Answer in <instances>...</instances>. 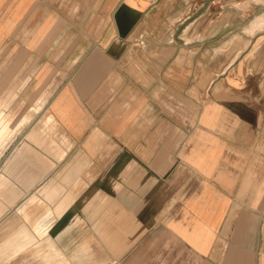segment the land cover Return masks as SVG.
I'll return each instance as SVG.
<instances>
[{
    "label": "crops",
    "instance_id": "obj_1",
    "mask_svg": "<svg viewBox=\"0 0 264 264\" xmlns=\"http://www.w3.org/2000/svg\"><path fill=\"white\" fill-rule=\"evenodd\" d=\"M0 62V264H264V0H0Z\"/></svg>",
    "mask_w": 264,
    "mask_h": 264
},
{
    "label": "bare ground",
    "instance_id": "obj_2",
    "mask_svg": "<svg viewBox=\"0 0 264 264\" xmlns=\"http://www.w3.org/2000/svg\"><path fill=\"white\" fill-rule=\"evenodd\" d=\"M255 24L260 27L261 26L260 20L257 19ZM6 99H7L6 96L0 95V159L3 157L4 158L6 157L7 148H8L10 143L12 144V142H13V140H14L15 136L17 135V132H18V131H12L11 128L7 129L6 126H3L4 120L6 118V116L4 114L5 105H7ZM25 136L26 135H24V139H25ZM19 148H21V147L16 148L12 158L9 159V164L5 168V172H3V173L8 174L9 178H12L11 175H13V174L16 176L15 172H17L16 170L19 169V166L21 163V158H22L21 157V149H19ZM5 160H7V157ZM31 164L32 163H30L29 168L25 171L26 175L22 174L21 176H19L20 178L19 177L17 178L18 182L23 184L25 187H30L32 185L33 181H35L37 179V175H34V176L33 175H30V176L27 175V172L31 171L30 170L32 167ZM14 183H16V182L14 181ZM14 183L11 184V187L14 188V191L12 190V194L8 197V199H5L7 206L13 205L16 202V199L18 198V196L20 195V192L18 191V189H19L18 184L14 185ZM31 202H32V199H30L28 203H31ZM28 203H26L24 206H26ZM17 209H18V207H17Z\"/></svg>",
    "mask_w": 264,
    "mask_h": 264
},
{
    "label": "rangeland",
    "instance_id": "obj_3",
    "mask_svg": "<svg viewBox=\"0 0 264 264\" xmlns=\"http://www.w3.org/2000/svg\"><path fill=\"white\" fill-rule=\"evenodd\" d=\"M13 72V77H14V65L12 64H1L0 62V84L2 83V86L4 88H9V87H15L16 86V80L13 78V79H6V72ZM10 92V95L8 96L9 99H8V103H7V109L9 110L10 113H13L15 115L17 114H21V109L22 108H26L28 105H26L25 103L22 105V101L18 102L15 99L16 95H15V92L13 91V89L11 90H8ZM18 110V111H17ZM31 114V113H30ZM29 123V122H28ZM27 122L21 127V129L17 132V135L15 136L12 144L10 143L8 148H7V151H6V157H7V160L6 157L4 158H1L0 159V176L1 174H3V172H5V168L7 167V165L9 164V159L12 158L16 148V145L17 144H20L21 143V136H22V128L28 124ZM25 131V130H23ZM19 134V135H18ZM18 137V138H16ZM23 144V142H22ZM16 147V148H15ZM30 163H31V159L30 157H28V160H22V162L20 163V166H19V169L16 170L17 172L16 173V176L13 174L11 175V177L13 178V180L17 183V178L19 176H21L22 174L25 173V171L29 168L30 166ZM20 178V177H19ZM25 263H31V260L29 259L27 262L25 261Z\"/></svg>",
    "mask_w": 264,
    "mask_h": 264
},
{
    "label": "clouds",
    "instance_id": "obj_4",
    "mask_svg": "<svg viewBox=\"0 0 264 264\" xmlns=\"http://www.w3.org/2000/svg\"><path fill=\"white\" fill-rule=\"evenodd\" d=\"M119 43V41H117Z\"/></svg>",
    "mask_w": 264,
    "mask_h": 264
}]
</instances>
